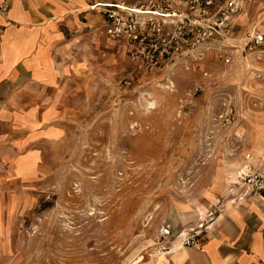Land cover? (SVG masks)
<instances>
[{"label":"rangeland","instance_id":"rangeland-1","mask_svg":"<svg viewBox=\"0 0 264 264\" xmlns=\"http://www.w3.org/2000/svg\"><path fill=\"white\" fill-rule=\"evenodd\" d=\"M163 2L185 13L178 0ZM250 8L229 33L150 70L132 63L113 84H84L68 100L66 138L45 148L33 182L10 193L0 264H140L161 247L160 226L175 233L195 218L222 164L243 159L245 134L264 112V47L249 51L244 39L264 31ZM182 18H164L165 31L195 28Z\"/></svg>","mask_w":264,"mask_h":264},{"label":"crops","instance_id":"crops-1","mask_svg":"<svg viewBox=\"0 0 264 264\" xmlns=\"http://www.w3.org/2000/svg\"><path fill=\"white\" fill-rule=\"evenodd\" d=\"M0 221L11 210V191L34 181L45 163V148L66 138L64 118L84 84L115 82L134 66L121 39L105 32L102 4L117 0H0ZM215 0L212 11L219 5ZM250 8L255 28L264 31V0ZM237 17L234 27L238 25ZM258 56L260 54H257ZM245 134L241 161L225 162L205 204L224 194L246 167L264 174V112ZM16 187L13 188L14 185ZM202 206L196 215L205 207ZM196 217V216H195ZM191 218H183L180 226ZM140 264H264V190L227 204L194 247L162 251Z\"/></svg>","mask_w":264,"mask_h":264},{"label":"built area","instance_id":"built-area-1","mask_svg":"<svg viewBox=\"0 0 264 264\" xmlns=\"http://www.w3.org/2000/svg\"><path fill=\"white\" fill-rule=\"evenodd\" d=\"M212 13L215 0H178L185 13L178 7L170 8L163 0H155L148 6H127L124 3L102 4L100 10L105 16V32L112 39H121L126 45L129 60L138 68L150 70L158 67L165 58H171L194 48L198 43H206L212 38L229 33L233 18L246 5L255 0H220ZM171 6V5H170ZM7 4L0 1V14L6 12ZM143 15L149 18H144ZM183 17L185 25L194 29L187 31L179 24L173 32H166L164 18ZM217 16V22L209 21ZM159 18V19H156ZM196 31L193 38L190 35ZM245 46L249 51L264 47V32L251 30L245 35ZM264 190V174L257 168L246 167L238 172L229 183L227 191L209 201L191 221L181 226L175 233L166 226L157 231L162 251L181 247H194L199 237L209 231L227 204L237 203L248 193L258 194Z\"/></svg>","mask_w":264,"mask_h":264},{"label":"trees","instance_id":"trees-1","mask_svg":"<svg viewBox=\"0 0 264 264\" xmlns=\"http://www.w3.org/2000/svg\"><path fill=\"white\" fill-rule=\"evenodd\" d=\"M166 227H168L169 229H171V225L167 224L165 225ZM180 228V227H179ZM172 230V229H171ZM173 232V231H172Z\"/></svg>","mask_w":264,"mask_h":264}]
</instances>
